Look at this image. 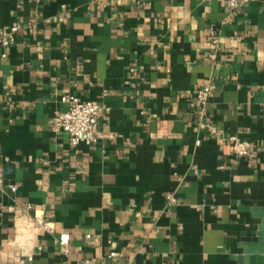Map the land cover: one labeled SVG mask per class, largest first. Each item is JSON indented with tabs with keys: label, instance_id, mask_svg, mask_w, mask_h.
I'll use <instances>...</instances> for the list:
<instances>
[{
	"label": "crops",
	"instance_id": "crops-1",
	"mask_svg": "<svg viewBox=\"0 0 264 264\" xmlns=\"http://www.w3.org/2000/svg\"><path fill=\"white\" fill-rule=\"evenodd\" d=\"M12 25L0 264H251L244 246L264 233V0H0V28ZM62 94L104 106L94 142L51 129ZM233 134L255 143L249 155Z\"/></svg>",
	"mask_w": 264,
	"mask_h": 264
},
{
	"label": "built area",
	"instance_id": "built-area-1",
	"mask_svg": "<svg viewBox=\"0 0 264 264\" xmlns=\"http://www.w3.org/2000/svg\"><path fill=\"white\" fill-rule=\"evenodd\" d=\"M232 5H237L239 0H228ZM247 1V0H244ZM18 29L17 25H12L8 28H0V49L1 55L6 56V50L15 41V33ZM214 34V28L211 29ZM216 41V37H214ZM215 85L211 81L203 83L195 92L197 104V113L206 114L210 105V98ZM61 100L66 104L62 110H57L50 118L49 124L53 131H65L68 134L70 143L75 144L78 141L94 142L96 140L95 128L98 124V118L104 110V106L97 101L85 100L75 94H62ZM233 151L236 155H249L255 143L247 138H242L237 134L230 136ZM0 178V187H2ZM11 190L16 189V184H9ZM168 199L175 201L174 196L169 194ZM29 207V206H28ZM34 221L39 227L48 231H53V224L50 219H45L42 216H35ZM90 237V234H86ZM58 240L61 245L65 246L69 240L67 232H61L58 235ZM40 247V245H38ZM24 259L19 258L17 264H24Z\"/></svg>",
	"mask_w": 264,
	"mask_h": 264
},
{
	"label": "water",
	"instance_id": "water-1",
	"mask_svg": "<svg viewBox=\"0 0 264 264\" xmlns=\"http://www.w3.org/2000/svg\"><path fill=\"white\" fill-rule=\"evenodd\" d=\"M262 226L260 227V230L257 232V236L254 239L255 241H258L255 245H248V247L244 246V253L248 254L251 259V264H254L257 262V264H264V233ZM255 254V255H253ZM241 257H239L240 259Z\"/></svg>",
	"mask_w": 264,
	"mask_h": 264
}]
</instances>
